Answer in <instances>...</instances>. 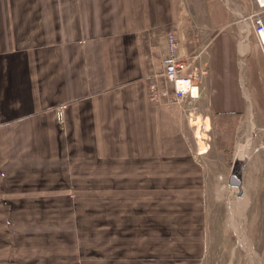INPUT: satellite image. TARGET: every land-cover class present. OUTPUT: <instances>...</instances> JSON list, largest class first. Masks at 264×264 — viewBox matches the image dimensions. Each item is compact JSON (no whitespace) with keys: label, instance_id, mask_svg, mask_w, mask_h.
Masks as SVG:
<instances>
[{"label":"crops","instance_id":"1","mask_svg":"<svg viewBox=\"0 0 264 264\" xmlns=\"http://www.w3.org/2000/svg\"><path fill=\"white\" fill-rule=\"evenodd\" d=\"M256 11L253 0H0V186L71 185L98 172L111 199L126 184L198 185L195 219L184 221L198 235L121 234L124 247L198 237L194 248L109 260L203 264L214 237L204 201L219 200L214 189L239 162L241 213L228 205L227 231L244 233L255 252L231 263L264 264V151H254L264 130V65L248 17ZM171 34L179 59L198 55L187 69L198 72L201 91L194 118L171 103L162 75ZM152 82L163 93L157 100ZM7 202L1 193L0 217L11 215Z\"/></svg>","mask_w":264,"mask_h":264},{"label":"rangeland","instance_id":"2","mask_svg":"<svg viewBox=\"0 0 264 264\" xmlns=\"http://www.w3.org/2000/svg\"><path fill=\"white\" fill-rule=\"evenodd\" d=\"M196 57L198 60V55ZM162 64L163 60V70ZM152 83L148 86L149 96ZM234 165L232 163L226 183L220 178L221 185L214 189L219 200L204 201L209 237L212 232L214 237L203 264H232L233 258L241 259L255 252L248 247L244 233L227 231L228 205L234 213H241V207L236 205V194L241 189L229 184ZM75 180L77 184L63 186H0V194L8 198L11 212L10 216L0 217V264H102V261L116 264L109 260L116 253H145L147 250L162 253L194 248L198 237L187 241L170 238L168 242L155 238L147 240L148 243L143 238L137 248H131L129 243L124 247L121 234L142 229L144 237L147 229L151 233L162 231L173 235L187 231L198 235V226L184 223L195 219L190 217V211H198V185L126 184L123 193L104 199L98 172ZM159 180L155 178L156 182ZM132 187H138L140 193H132ZM146 188L148 193L143 194ZM128 240H131L129 236ZM168 243L170 247H161ZM100 256L106 258L100 259ZM183 262L172 264H197L196 261Z\"/></svg>","mask_w":264,"mask_h":264},{"label":"built area","instance_id":"3","mask_svg":"<svg viewBox=\"0 0 264 264\" xmlns=\"http://www.w3.org/2000/svg\"><path fill=\"white\" fill-rule=\"evenodd\" d=\"M258 8V11L250 14L249 20L253 29V33L260 46L264 64V0H253ZM194 56L191 60H181L177 55V40L174 35L168 36V55L163 60V76L167 82L173 86L171 103L180 107L184 116L194 118L196 116L197 102L200 99L201 91L197 83L198 72H188L187 69L195 61ZM163 95L159 91L156 83L150 85V98L157 100ZM61 115V110H58ZM256 152L264 151V130L259 146L255 149Z\"/></svg>","mask_w":264,"mask_h":264},{"label":"water","instance_id":"4","mask_svg":"<svg viewBox=\"0 0 264 264\" xmlns=\"http://www.w3.org/2000/svg\"><path fill=\"white\" fill-rule=\"evenodd\" d=\"M234 169L230 176V186L237 187L239 190L241 189V179H240V171H241V164L234 163Z\"/></svg>","mask_w":264,"mask_h":264},{"label":"bare ground","instance_id":"5","mask_svg":"<svg viewBox=\"0 0 264 264\" xmlns=\"http://www.w3.org/2000/svg\"><path fill=\"white\" fill-rule=\"evenodd\" d=\"M243 155V154H242ZM244 157V156H243ZM239 163V162H238ZM242 165V164H241ZM234 167V166H233Z\"/></svg>","mask_w":264,"mask_h":264}]
</instances>
